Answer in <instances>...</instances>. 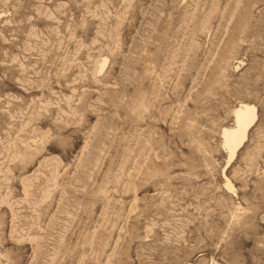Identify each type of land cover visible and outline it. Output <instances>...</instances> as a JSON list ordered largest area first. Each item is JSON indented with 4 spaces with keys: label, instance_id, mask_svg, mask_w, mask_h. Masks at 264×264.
Returning <instances> with one entry per match:
<instances>
[{
    "label": "rangeland",
    "instance_id": "1",
    "mask_svg": "<svg viewBox=\"0 0 264 264\" xmlns=\"http://www.w3.org/2000/svg\"><path fill=\"white\" fill-rule=\"evenodd\" d=\"M213 262L264 264V0H0V264Z\"/></svg>",
    "mask_w": 264,
    "mask_h": 264
},
{
    "label": "bare ground",
    "instance_id": "2",
    "mask_svg": "<svg viewBox=\"0 0 264 264\" xmlns=\"http://www.w3.org/2000/svg\"><path fill=\"white\" fill-rule=\"evenodd\" d=\"M242 106H250L255 108V106L251 104H238V106L233 110L232 113V123L228 126L223 127L220 131V139L222 140L223 151L226 155L227 167L232 162L237 152L243 147L247 138V133L251 129L255 121V119L250 121L247 120L246 109H242ZM238 112L239 116L237 115ZM221 176L225 181L224 187L226 192H233V187L225 177L224 170L221 172Z\"/></svg>",
    "mask_w": 264,
    "mask_h": 264
},
{
    "label": "snow or ice",
    "instance_id": "3",
    "mask_svg": "<svg viewBox=\"0 0 264 264\" xmlns=\"http://www.w3.org/2000/svg\"><path fill=\"white\" fill-rule=\"evenodd\" d=\"M242 109H246L247 120L250 121V120L255 119L256 109L254 107L242 106ZM237 115L239 116V112L237 113ZM213 264H214V262H213Z\"/></svg>",
    "mask_w": 264,
    "mask_h": 264
}]
</instances>
